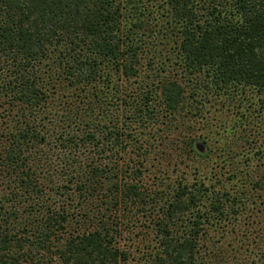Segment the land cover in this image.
Returning <instances> with one entry per match:
<instances>
[{"label": "trees", "instance_id": "1", "mask_svg": "<svg viewBox=\"0 0 264 264\" xmlns=\"http://www.w3.org/2000/svg\"><path fill=\"white\" fill-rule=\"evenodd\" d=\"M0 264H264V0H0Z\"/></svg>", "mask_w": 264, "mask_h": 264}, {"label": "water", "instance_id": "2", "mask_svg": "<svg viewBox=\"0 0 264 264\" xmlns=\"http://www.w3.org/2000/svg\"><path fill=\"white\" fill-rule=\"evenodd\" d=\"M196 149H197V151H198L199 153H204V147L201 146L200 144H198V145L196 146Z\"/></svg>", "mask_w": 264, "mask_h": 264}, {"label": "rangeland", "instance_id": "3", "mask_svg": "<svg viewBox=\"0 0 264 264\" xmlns=\"http://www.w3.org/2000/svg\"><path fill=\"white\" fill-rule=\"evenodd\" d=\"M205 149H206V148L204 147V153H205ZM204 153H200V154H204ZM203 156H207V155L204 154Z\"/></svg>", "mask_w": 264, "mask_h": 264}]
</instances>
